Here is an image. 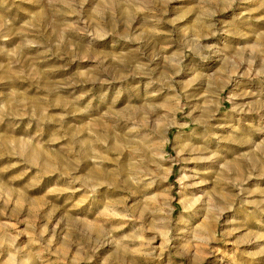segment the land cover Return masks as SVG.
<instances>
[{
  "label": "rangeland",
  "instance_id": "374dc122",
  "mask_svg": "<svg viewBox=\"0 0 264 264\" xmlns=\"http://www.w3.org/2000/svg\"><path fill=\"white\" fill-rule=\"evenodd\" d=\"M0 264H264V0H0Z\"/></svg>",
  "mask_w": 264,
  "mask_h": 264
},
{
  "label": "bare ground",
  "instance_id": "6f19581e",
  "mask_svg": "<svg viewBox=\"0 0 264 264\" xmlns=\"http://www.w3.org/2000/svg\"><path fill=\"white\" fill-rule=\"evenodd\" d=\"M202 136V135H201ZM205 139V138H204Z\"/></svg>",
  "mask_w": 264,
  "mask_h": 264
}]
</instances>
